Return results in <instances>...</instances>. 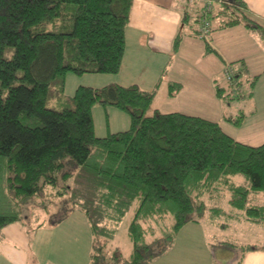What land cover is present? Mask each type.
<instances>
[{"label":"trees","instance_id":"obj_1","mask_svg":"<svg viewBox=\"0 0 264 264\" xmlns=\"http://www.w3.org/2000/svg\"><path fill=\"white\" fill-rule=\"evenodd\" d=\"M132 2L0 0V231L21 221V206L46 188L58 199L71 192L94 240L111 238L133 208L129 258L121 260L118 249L108 259L94 251L88 264L147 263L155 245L172 243L184 225L198 221L194 215L209 210L206 199L224 190L245 219L264 221V205L249 202L252 194L264 193V142L240 143L199 116L157 110L146 115L156 88L144 91L135 84L78 86L71 105L60 110L47 105L61 99L68 72H119ZM216 2L220 7L211 18H219L217 26L244 23L264 39V28L249 19L244 0ZM199 19L198 9L195 15L183 12V25L196 36ZM180 40L178 34L175 50ZM178 89V83L170 84L169 95ZM95 104L128 114V129L96 136ZM236 175L246 184L234 183ZM70 178L80 185L81 197L68 185ZM209 211L220 213L218 207ZM169 214V231L147 241L152 231L142 221Z\"/></svg>","mask_w":264,"mask_h":264},{"label":"rangeland","instance_id":"obj_2","mask_svg":"<svg viewBox=\"0 0 264 264\" xmlns=\"http://www.w3.org/2000/svg\"><path fill=\"white\" fill-rule=\"evenodd\" d=\"M196 4L198 3L192 6L193 9L199 7ZM189 6L191 7V5ZM187 31L188 26L184 24L183 32ZM189 38L199 40L202 46L204 45V39L194 36ZM205 39L209 42V38ZM189 42L194 41L189 39ZM219 47L223 51V45L219 44ZM204 58L199 59L197 54L193 55L194 69L201 75L197 82L202 90H200L199 96L205 98L201 100L199 110L196 111H212L213 115H216L213 117L218 118V111H216L218 108L214 103L210 77L217 73L219 83L226 85V82L229 81L226 79L225 71L228 69L230 74H233L230 67H235L237 63H229L230 60H228L224 64L215 52L206 54ZM113 76L114 74L82 73L77 75L68 72L64 78L61 99L55 103L49 101L47 105L60 110L72 104L71 99L78 86L102 88L116 84L112 83L114 82ZM232 92L234 95H231L228 100L230 105L229 108L226 106L225 111L226 117L230 118L228 121L221 120L220 127L240 143L251 146L262 144L264 142V73L255 81L250 75H243L239 80V86L234 87ZM164 98H168L166 92L164 96L158 95L156 105L161 107L160 103L164 102ZM197 104L195 103V105ZM169 107L171 110L174 108L172 105ZM162 111L170 110L163 108ZM152 113V107H150L146 115ZM92 118L95 135L98 137L124 131L130 125L128 114L112 105H93ZM239 119L241 123L235 124L233 122ZM74 171L77 170L74 169ZM232 180L236 184H246V180L239 175L234 176ZM67 183L74 191L80 190L81 193L78 197H81L82 190L75 179L70 178ZM61 186L62 183L60 182L55 190H59ZM260 194L263 197L258 199L254 198L252 194L249 197V202L264 205V193ZM53 195L54 190L46 188L40 195L21 206V221H24L33 242V252L30 253L28 264H88L94 251L108 259L115 249H118L121 260L129 258L132 245L127 234V227L133 216V208L125 213L115 227L111 238L99 237L94 240L85 215L73 207L75 201L71 197V192L59 199ZM214 195L213 200L206 199L207 205L209 210L212 207H218L220 213L210 214L211 211L206 209L201 215H194L198 221L187 223L168 246L163 244L159 248L158 245H155L153 248L156 252L155 256L145 264H235L242 250V246L239 245L264 243L262 235L249 233L242 235L234 227L226 228L231 215L237 217L242 212L229 205L230 193L228 191L224 190ZM58 216H61L60 219L55 221L54 219ZM172 222L173 217L170 214L154 220L142 221L143 226L149 227L148 230L152 231L147 233V241L161 237V234L169 231ZM40 223L43 224V227L38 232H34L33 225ZM234 223L236 222L233 220V223L230 224L233 225ZM248 226L250 230L258 227L249 222ZM231 244L237 245L231 247Z\"/></svg>","mask_w":264,"mask_h":264},{"label":"crops","instance_id":"obj_3","mask_svg":"<svg viewBox=\"0 0 264 264\" xmlns=\"http://www.w3.org/2000/svg\"><path fill=\"white\" fill-rule=\"evenodd\" d=\"M185 2L186 0H133L129 23L125 30V50L121 69L114 74L112 83L124 86L135 84L144 91L156 88L151 104L152 111L199 116L215 121L220 126L221 120L228 121L230 118L226 117L225 111L230 105L228 100L231 95H234L233 88L239 86L240 78L243 75H250L252 79H257L264 73V39L257 31L250 29L244 23L231 27H219L217 24L220 20L214 17L211 18L212 31L206 37L209 38V42L199 37L205 39L202 46L199 40L189 38L198 37L191 33L190 27L187 32H183L182 21L184 11L195 15V9L199 11L201 4H196L199 7L193 9L195 1L189 0L188 4ZM244 2L249 19L264 28V0H244ZM219 7L217 3L213 4V16ZM178 34L181 35V40L175 50L173 42ZM189 39L195 43L189 42ZM205 42L210 51L206 50ZM219 44L223 45V51ZM210 52L219 55L224 64L228 60H230L229 63H237L235 67H230L234 76L232 83L220 84L217 73L210 77L214 103L218 108L216 110L218 118L213 117L216 115H213L212 111H196L199 110L201 100L205 98L199 96L202 90L197 82L201 75L194 69L193 55L197 54L199 59H205L204 56ZM172 83H178L179 89L173 95H169V85ZM218 88L220 95L217 94ZM165 92L168 98H164V102L160 103L161 107H159L156 105L158 95L164 96ZM226 94L228 96L223 98L222 96ZM195 103L198 104L195 105ZM171 105L174 106L172 110L169 109ZM163 108H168L170 111H162ZM260 195L253 194L256 199L263 197ZM233 220L236 223L232 225L230 223H233ZM248 222L258 227L250 230ZM42 225V223L33 225L34 232H38ZM230 226L234 227L239 234L262 235L264 238V221L252 222L241 214L237 217L231 215L226 228ZM250 244L247 243V246ZM239 246H242V250L235 264H264V243L252 244L250 249L243 244ZM32 250L33 242L24 221L10 223L1 229L0 264H28Z\"/></svg>","mask_w":264,"mask_h":264},{"label":"built area","instance_id":"obj_4","mask_svg":"<svg viewBox=\"0 0 264 264\" xmlns=\"http://www.w3.org/2000/svg\"><path fill=\"white\" fill-rule=\"evenodd\" d=\"M195 3H200L201 8L199 10L200 21L198 25V36L200 38H206L212 30L211 14L213 10V4L216 0H193ZM219 2L222 0H218ZM233 73V72H232ZM225 76L229 83H232L234 76L230 74V71L227 69L225 71Z\"/></svg>","mask_w":264,"mask_h":264}]
</instances>
